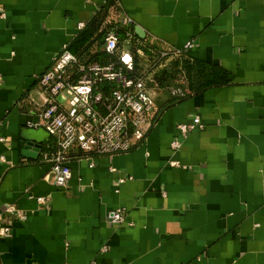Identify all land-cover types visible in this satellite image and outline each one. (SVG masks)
<instances>
[{"label": "crops", "instance_id": "crops-1", "mask_svg": "<svg viewBox=\"0 0 264 264\" xmlns=\"http://www.w3.org/2000/svg\"><path fill=\"white\" fill-rule=\"evenodd\" d=\"M111 25L123 42L134 34L159 115L130 153L74 151L58 188L44 162L53 139L24 154L43 130L29 126L40 111L30 96L41 101L37 80L65 46ZM175 49L185 56L151 72ZM180 72L181 99L160 82ZM195 116L204 129L181 136ZM0 135V217L17 210L2 218L12 236L0 237V264H264V0H0Z\"/></svg>", "mask_w": 264, "mask_h": 264}, {"label": "built area", "instance_id": "built-area-1", "mask_svg": "<svg viewBox=\"0 0 264 264\" xmlns=\"http://www.w3.org/2000/svg\"><path fill=\"white\" fill-rule=\"evenodd\" d=\"M85 24H80L83 30ZM135 36L129 33L125 42L112 30L105 39L103 49L114 56L117 63L86 64L73 54L68 46L54 59L53 65L37 80V93L41 101L30 96V102L39 111L36 123L30 128L43 129L54 141L53 151L44 154V162L50 165V178L58 188H65L72 179L71 162L74 151L93 161L101 156L127 154L143 144L154 128L159 108L147 75L139 72L136 64ZM192 48V43L187 49ZM140 49V50H139ZM185 50L161 51L151 58V72L164 69L173 58H183ZM179 99L187 95L183 86L165 88ZM204 129L199 116L178 126L181 136ZM0 135V142H5ZM181 140L173 142L178 150ZM45 203L44 198L38 199ZM14 206H8L0 217V237L12 236V228L2 220L5 214H15ZM22 220L25 216L20 214ZM110 222L121 226L125 222L123 209L109 216Z\"/></svg>", "mask_w": 264, "mask_h": 264}, {"label": "trees", "instance_id": "trees-1", "mask_svg": "<svg viewBox=\"0 0 264 264\" xmlns=\"http://www.w3.org/2000/svg\"><path fill=\"white\" fill-rule=\"evenodd\" d=\"M112 30L120 34L124 33V30L120 29L117 25L109 26L107 30L100 32L97 36H93L89 32H84L78 39L75 47H70V51L75 54L81 62L86 64L117 63L116 58L103 49L106 36ZM168 76L170 75H163L160 81L164 89L169 87L165 82Z\"/></svg>", "mask_w": 264, "mask_h": 264}, {"label": "water", "instance_id": "water-1", "mask_svg": "<svg viewBox=\"0 0 264 264\" xmlns=\"http://www.w3.org/2000/svg\"><path fill=\"white\" fill-rule=\"evenodd\" d=\"M43 133H46L49 135L45 130L42 131H35L34 133H29L25 136V140L27 141V144L25 146L24 154L29 156V152L31 151H38L41 149V137L43 136Z\"/></svg>", "mask_w": 264, "mask_h": 264}, {"label": "rangeland", "instance_id": "rangeland-1", "mask_svg": "<svg viewBox=\"0 0 264 264\" xmlns=\"http://www.w3.org/2000/svg\"><path fill=\"white\" fill-rule=\"evenodd\" d=\"M179 65H180V64H179ZM175 76H176V79H175L174 83L171 85L172 87H175V88H176V87H177V88L179 87V88H180V87L183 86L184 84L187 85V81L184 82V81L182 80V73H181V72L175 74ZM188 84H189V83H188ZM169 87H170V86H169ZM169 87H168V88H169ZM172 87H171V88H172ZM175 88H174V89H175ZM172 89H173V88H172ZM167 91L171 93L170 90H167ZM175 98H177V97H175Z\"/></svg>", "mask_w": 264, "mask_h": 264}]
</instances>
